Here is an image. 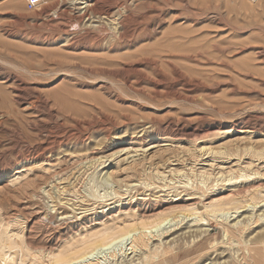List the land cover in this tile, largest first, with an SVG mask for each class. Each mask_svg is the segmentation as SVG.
<instances>
[{"label":"rangeland","instance_id":"rangeland-1","mask_svg":"<svg viewBox=\"0 0 264 264\" xmlns=\"http://www.w3.org/2000/svg\"><path fill=\"white\" fill-rule=\"evenodd\" d=\"M249 146L264 147V0H44L31 10L0 0V238L55 246L66 220L85 217L78 228L89 229L175 198L198 211L211 197L242 198L264 189V157ZM232 174L239 183H228ZM215 184L222 189L203 197L186 193ZM237 211L229 220H252L264 202ZM190 219L156 229L149 247L189 230ZM196 224L208 233L167 261L215 235L229 248L219 261L230 259L237 245H223L221 226ZM260 234L264 218L242 240ZM124 242L99 250L101 264L138 263L146 249ZM0 253V264L31 257L16 246ZM42 256L37 264H48Z\"/></svg>","mask_w":264,"mask_h":264},{"label":"bare ground","instance_id":"bare-ground-1","mask_svg":"<svg viewBox=\"0 0 264 264\" xmlns=\"http://www.w3.org/2000/svg\"><path fill=\"white\" fill-rule=\"evenodd\" d=\"M81 3H85V2L81 1ZM29 114H32V113H29ZM58 116H60V114ZM78 121H79V119H78ZM154 124H156V123H154ZM141 131H142V128H141ZM118 137H120V136H118ZM253 148L251 146L243 147V150L245 152H247L248 154H251L252 158H254V159H260V158L264 157V147L259 151L257 149L258 152L254 151ZM51 149H52V147L50 145L45 146L42 148V153H44L45 150H46V152H50ZM222 149L224 150V148H222ZM209 150L211 151V148H209ZM45 156H46V154H45ZM97 159H99V158H97ZM251 161L248 163L249 166L252 164ZM200 171H202V169ZM135 172H137V171H135ZM173 172H176V171H173ZM208 172H206V173H208ZM221 172H223V171H221ZM150 173H151V171H150ZM233 174H232V176L229 175L230 178H228V180H227L228 183H229V181H234L233 184L239 183V180H240V179L238 180L239 174H237L236 176H233ZM193 175H194V173H193ZM153 176H155V175H153ZM241 176H243V175H241ZM202 177H203V175H202ZM146 178H147V176H146ZM203 178L208 179V177H206V178L203 177ZM218 180H219V178H218ZM222 180H224V179L222 178ZM220 181H221V179H220ZM152 182H153V180H152ZM214 182H215V180H214ZM143 184L145 187L148 185H150V186L153 185L152 183H147V182L145 183V181ZM163 185H165V184H163ZM191 185H192V183H191ZM191 185H189V186L191 187ZM215 186H216V188H213V186L206 187L205 190H203L202 187H200V186H196L195 189H192V190L190 189V192H186V193H187V195L193 196L192 199L194 198V195L197 194L198 192H200L199 197H203L207 193L211 194L213 192H216V191L222 189V186L217 187V184H215ZM252 187H253V185H252ZM180 191H182V190H180ZM176 195H178V193L175 194V196ZM187 199H190V198L188 197V198H186V200ZM212 199L213 198L211 197V199L208 200V203L205 204L204 206H202L203 209L201 211H198L197 207L194 206L193 201L192 202H186V200H183V201H180L178 203L176 201L181 200V197L175 198L173 200L174 201L173 204H169L164 208L156 209V207H155V209L153 208L151 211L148 210L149 212H147V213L144 210H143V212L141 211L137 214L134 212V213H131L129 216L120 218L119 221H105V220H103V221H101L102 223L97 224L95 226H92L89 229L78 228L79 226L83 227L85 225V223H87V222L89 223V221H87L85 217L82 218V220H80L78 222L66 220L65 225L63 226V229H67V233L65 234V236H63L65 238L62 242H60L59 244H57L55 246L47 245V243H34L31 241V239L27 238L26 234H25L26 238L24 239L23 233H21L20 235L18 233H16V238L13 240L10 238L9 239L8 238L3 239L2 237L0 238V252H2V250H4V249H10L14 246L19 247L22 251L23 257L31 256L29 258L28 264H37L38 262L36 261V259H38V256L40 254L43 255L42 257L44 259H47L48 264H101L102 258L99 256L100 254H97V253H99L98 252L99 250L101 251L104 248H110L111 249V248L115 247L116 245L118 246L119 244H123V242L125 240H129V244L131 246V249L134 248L135 250L136 249L137 250L146 249V250L144 252H141L140 256L137 258L138 263H135V259L131 258L133 260L125 262V264H264V234L257 235L254 238L242 240V235L244 234V232L251 226L252 223H256L258 220L263 219L264 214H258L257 216H254V218L252 220H251V218L250 219L248 218L247 220H245L243 222H241L239 219L234 220L235 218L229 220L230 217H232L233 214L238 212L237 210L240 209L241 207L246 206V205L254 206L255 204L258 203V201L264 202V189L262 190V188H261V189H256L254 191H251L248 194H244V196L242 198H236L233 196H229V197H224V196L221 197L220 196V198H216L215 200H212ZM175 202H176V204H175ZM204 202L205 201H202V203H204ZM155 204H158V202L155 201ZM200 205H201V202H200ZM73 208H74V206H73ZM125 209H128V210L132 209L131 202H129L128 206ZM137 210H139V209H137ZM135 211H136V209H135ZM185 217H191V219L188 221H192V223L186 222L187 224L183 227V228H188L189 230L180 233L179 235H177L175 238L171 239L168 242H163V243H160L158 245L156 244L153 248L149 247L150 238L155 236V233H153V232L156 229H158L162 225L166 224L167 222H168V224L170 223L169 229H171L172 227L178 225V222L181 221V219H183ZM77 219H78V217H77ZM205 219H207V220L214 219L215 222L219 226H221V228L223 229V234H224L223 236L225 237V243H223V245L229 246V245H231V243H235L237 245L236 248H232V250L234 251L233 254L228 255L230 257V259L226 258L222 262L219 261L220 259L224 258L227 255L224 253H225V250H227L229 248H227V249L223 248L222 249V248L218 247L217 243H216L217 236L215 235L208 242L207 247H203V248L193 250V252H190V254L186 255L181 260H174V261L168 262L166 258L169 255L175 254L176 252H178L180 249H182L186 245L187 246L192 245L193 243H195L197 240L201 239L203 236H205L208 233V229H206V228L198 227V228L192 229V227H195V226H202L201 224L197 225L196 223L204 221ZM27 221H28V219H27ZM231 221H233V222L230 223ZM173 222H175V224H172ZM58 224H60V223H58ZM50 229H51V227H50ZM167 229H168V227H167ZM45 230L47 231L48 228ZM166 231H168V230H166ZM156 234H157V232H156ZM236 245H234V246H236ZM114 252L115 251L111 250V254H115ZM230 253H232V252H230ZM129 254H131V252H128L127 256ZM0 256L3 260H5L4 256L1 253H0ZM208 260H209V262L206 263Z\"/></svg>","mask_w":264,"mask_h":264},{"label":"built area","instance_id":"built-area-1","mask_svg":"<svg viewBox=\"0 0 264 264\" xmlns=\"http://www.w3.org/2000/svg\"><path fill=\"white\" fill-rule=\"evenodd\" d=\"M44 0H25V5L27 7V9H35L36 7H38L39 5H41V3H43Z\"/></svg>","mask_w":264,"mask_h":264}]
</instances>
